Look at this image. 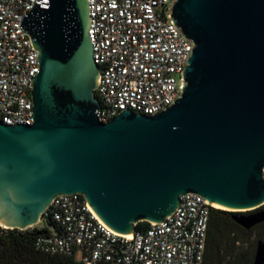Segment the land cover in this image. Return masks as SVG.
I'll return each mask as SVG.
<instances>
[{"label":"water","instance_id":"water-1","mask_svg":"<svg viewBox=\"0 0 264 264\" xmlns=\"http://www.w3.org/2000/svg\"><path fill=\"white\" fill-rule=\"evenodd\" d=\"M171 16L195 44L181 98L156 116L122 111L104 124L88 0L30 13L36 120L0 121V228H34L60 195L84 196L125 236L165 221L187 193L227 212L264 207V0H177ZM234 219L251 230L264 210ZM254 264H264L263 241Z\"/></svg>","mask_w":264,"mask_h":264},{"label":"built area","instance_id":"built-area-1","mask_svg":"<svg viewBox=\"0 0 264 264\" xmlns=\"http://www.w3.org/2000/svg\"><path fill=\"white\" fill-rule=\"evenodd\" d=\"M176 1L88 0V35L101 69L100 122L122 111L156 116L181 98L195 44L175 26ZM36 6L47 8L48 0H0V121L9 126H33L36 120L32 92L41 65L24 28ZM180 201L165 221L125 236L109 228L84 196L60 195L34 227L45 231L36 250L52 256L80 253L81 264H203L216 207L194 193ZM50 218L57 229L48 226Z\"/></svg>","mask_w":264,"mask_h":264},{"label":"trees","instance_id":"trees-1","mask_svg":"<svg viewBox=\"0 0 264 264\" xmlns=\"http://www.w3.org/2000/svg\"><path fill=\"white\" fill-rule=\"evenodd\" d=\"M262 210L264 207L246 213H233L213 208L203 264H254L257 244L264 242V223L247 230L234 218ZM48 226L57 229L51 218L48 219ZM149 226V223L141 222L136 227L137 232L144 233ZM43 233L45 231L37 228L25 231L0 228V264H81L75 255L52 256L38 252L36 242Z\"/></svg>","mask_w":264,"mask_h":264},{"label":"rangeland","instance_id":"rangeland-1","mask_svg":"<svg viewBox=\"0 0 264 264\" xmlns=\"http://www.w3.org/2000/svg\"><path fill=\"white\" fill-rule=\"evenodd\" d=\"M243 215H246V214H243ZM263 236H264V234H263ZM249 251H252L251 249H249ZM81 254L80 253H78L77 255H76V259L78 260V261H80L81 260Z\"/></svg>","mask_w":264,"mask_h":264},{"label":"bare ground","instance_id":"bare-ground-1","mask_svg":"<svg viewBox=\"0 0 264 264\" xmlns=\"http://www.w3.org/2000/svg\"><path fill=\"white\" fill-rule=\"evenodd\" d=\"M215 207H216V208H221V207H219V206H216V205H215Z\"/></svg>","mask_w":264,"mask_h":264}]
</instances>
